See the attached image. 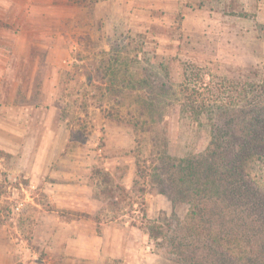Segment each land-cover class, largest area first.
<instances>
[{"label": "rangeland", "instance_id": "obj_1", "mask_svg": "<svg viewBox=\"0 0 264 264\" xmlns=\"http://www.w3.org/2000/svg\"><path fill=\"white\" fill-rule=\"evenodd\" d=\"M15 1L0 0V243L39 262L97 234L176 264L130 223L186 220L175 166L206 150L212 127H235L218 117L230 82L264 81V0ZM185 78L219 104L192 116ZM250 166L264 189V160ZM94 168L126 188L118 206L95 195Z\"/></svg>", "mask_w": 264, "mask_h": 264}, {"label": "trees", "instance_id": "obj_2", "mask_svg": "<svg viewBox=\"0 0 264 264\" xmlns=\"http://www.w3.org/2000/svg\"><path fill=\"white\" fill-rule=\"evenodd\" d=\"M204 84L210 85L202 79L192 84L188 78L182 84L187 94L184 108L195 118L219 104V95L214 96L215 103L208 102ZM230 84L237 93L230 97V109L218 117L222 120L229 115L228 122L235 127L224 126V122L222 129L212 127L206 150L179 159L175 166L178 176L172 188L190 206L186 220L175 221L174 227L167 224V229L146 220L142 225L130 223L151 239H163V255L176 264H264V189L253 183L250 166L255 158L264 160V105L257 99L264 81ZM237 96L240 99L235 101ZM244 102L252 109L246 111ZM135 158L137 178L148 181L141 155ZM90 179L96 196L109 198L113 207L120 204L112 199L123 197L126 188L114 185L108 172L94 168ZM108 264L122 261L111 259Z\"/></svg>", "mask_w": 264, "mask_h": 264}, {"label": "crops", "instance_id": "obj_3", "mask_svg": "<svg viewBox=\"0 0 264 264\" xmlns=\"http://www.w3.org/2000/svg\"><path fill=\"white\" fill-rule=\"evenodd\" d=\"M26 2L24 1V3ZM55 52L56 49L51 48L48 58L52 60ZM61 52H63L62 54L66 61L68 50L63 49ZM2 106L0 105V107ZM148 252L141 248L134 249L131 245L128 248L124 246L120 247L119 241L115 242L114 238L105 239L97 234H92L87 236L81 235L78 238H69L68 246L63 251L55 253L48 259L39 262L30 261L23 254L17 255L16 253L8 252L0 243V264H55L52 256L56 257L57 255L59 256V260L62 261V264H81L83 261H88V264H107V261L109 262L111 259L121 260L122 264H166L165 260Z\"/></svg>", "mask_w": 264, "mask_h": 264}]
</instances>
